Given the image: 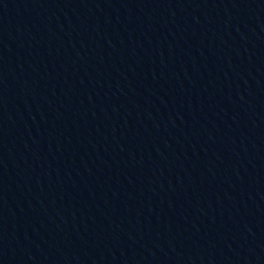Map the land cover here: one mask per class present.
I'll list each match as a JSON object with an SVG mask.
<instances>
[{
    "label": "water",
    "instance_id": "1",
    "mask_svg": "<svg viewBox=\"0 0 264 264\" xmlns=\"http://www.w3.org/2000/svg\"><path fill=\"white\" fill-rule=\"evenodd\" d=\"M0 264H264V0H0Z\"/></svg>",
    "mask_w": 264,
    "mask_h": 264
}]
</instances>
